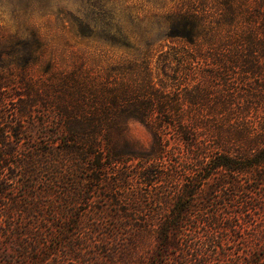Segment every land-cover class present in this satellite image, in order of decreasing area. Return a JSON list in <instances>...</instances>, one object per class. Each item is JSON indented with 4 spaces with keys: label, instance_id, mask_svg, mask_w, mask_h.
<instances>
[{
    "label": "trees",
    "instance_id": "16d2710c",
    "mask_svg": "<svg viewBox=\"0 0 264 264\" xmlns=\"http://www.w3.org/2000/svg\"><path fill=\"white\" fill-rule=\"evenodd\" d=\"M257 2L264 8V0ZM175 17L168 37L194 46L201 20L186 12ZM238 46L248 47L245 52L255 59L254 66L246 67L239 58L245 65L238 69L248 76L261 74L264 24ZM171 52L180 53L178 48ZM144 76H136L124 91L116 89L112 100L89 98L78 113L63 109L64 146H56V141L47 152L18 155L21 119L28 111L15 110L10 123L0 111V264H115L121 248H139L150 237L157 245L149 264H264V193L258 192L264 188V122L238 128L246 137L252 127L253 136L246 149L232 155L224 139L208 138L200 124L186 120L182 96L192 110L198 100L201 104L202 90L192 87L180 94L175 89L170 99L168 84ZM227 92L224 101L234 104L236 99ZM255 101L264 107V93ZM256 113L260 115L258 109ZM121 119L144 125L153 136L151 147L135 151L112 142L108 123ZM168 129L174 138L168 137ZM5 132L16 141L5 138ZM110 174L115 187L109 203L119 220L108 229L86 222L87 212L76 205L82 194L94 196L86 194L83 178L87 187L103 185ZM133 176L141 187L134 188ZM218 190L224 195L212 202ZM91 197L87 200L92 203ZM232 246L241 247L240 258L222 260Z\"/></svg>",
    "mask_w": 264,
    "mask_h": 264
},
{
    "label": "rangeland",
    "instance_id": "374dc122",
    "mask_svg": "<svg viewBox=\"0 0 264 264\" xmlns=\"http://www.w3.org/2000/svg\"><path fill=\"white\" fill-rule=\"evenodd\" d=\"M259 4L257 0H0V111L7 123L14 121L15 110L28 111L21 119L18 155L47 152L56 141V146H64L63 109L78 113L89 98L112 100L116 89L130 88L136 76L143 74L158 85L161 81L168 84L170 99L175 89L180 94L192 87L202 90L201 104L198 100L192 110L182 96L186 120L200 124L208 138L224 139L230 146L227 150L236 155L253 136L252 127L246 137L238 128L264 122V107L255 101L264 93V60L258 61L262 69L258 76L238 69L245 65L239 58L246 67L255 64L245 52L248 47L240 48L238 43L248 41L264 24V8ZM185 12L202 23L194 46L168 37L175 15ZM172 48L179 49V56H174ZM129 68L135 73L128 72ZM225 92L236 99L234 104L224 101ZM108 124L107 136L118 146L138 151L153 143L152 133L140 122L121 119ZM166 133L174 138L173 131ZM2 135L16 141L10 132ZM87 175L89 179L91 174ZM110 175L103 185L94 182L88 187L83 178L86 194L94 196L82 194L76 205L87 212L86 222L102 223L108 229L117 227L119 220L116 207L109 203L115 187ZM133 181L134 188L141 187L138 177L133 176ZM224 192L218 190L211 201L217 202ZM156 245L155 237H150L139 248L123 247L115 264H149ZM236 246L222 260L238 258L241 247Z\"/></svg>",
    "mask_w": 264,
    "mask_h": 264
}]
</instances>
